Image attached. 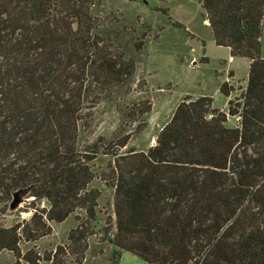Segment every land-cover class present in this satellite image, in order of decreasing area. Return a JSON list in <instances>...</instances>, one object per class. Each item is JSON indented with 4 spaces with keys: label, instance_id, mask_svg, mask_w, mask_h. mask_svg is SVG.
Here are the masks:
<instances>
[{
    "label": "trees",
    "instance_id": "trees-1",
    "mask_svg": "<svg viewBox=\"0 0 264 264\" xmlns=\"http://www.w3.org/2000/svg\"><path fill=\"white\" fill-rule=\"evenodd\" d=\"M199 1L216 46L250 61L248 88L227 112L186 97L154 145L138 151L129 137L87 138L88 112L132 82L134 63L112 51L110 33L71 21L88 15L84 3L0 0V209L30 185L50 207L21 232L0 221V253L13 264H22L20 244L43 239L48 223L75 210L81 226L100 225L90 185L101 152L115 165L114 264L123 253L145 264H264V0ZM220 92L233 91L225 82ZM228 117L239 119L235 128Z\"/></svg>",
    "mask_w": 264,
    "mask_h": 264
},
{
    "label": "rangeland",
    "instance_id": "rangeland-1",
    "mask_svg": "<svg viewBox=\"0 0 264 264\" xmlns=\"http://www.w3.org/2000/svg\"><path fill=\"white\" fill-rule=\"evenodd\" d=\"M82 3L88 15L71 21L97 25L102 38L110 33L112 51L134 63L132 82L111 101L88 112L92 115L87 134L90 145L99 137H129V147L146 151L186 97L210 98L212 110L227 112L228 102L235 103L247 90L249 61H232L228 48L216 46L199 0H71L70 4L79 8ZM178 24L184 28L175 26ZM262 47L264 58V32ZM225 82L233 91L228 102L220 92ZM147 107L150 112L142 115ZM238 120L228 117L229 126L235 128ZM143 123L145 131L137 134ZM114 167L113 158L105 152L91 166L90 187L99 196L100 225L85 222L81 226V209L62 223H48L50 228L43 239L20 244L22 264H114L119 259L108 243L115 233L112 191L108 187ZM31 195L14 213H9L12 198L6 214L0 209V221L6 228L19 226L21 232L34 213L50 211L47 201ZM15 260L7 251L0 253V264H13ZM120 264L145 263L123 253Z\"/></svg>",
    "mask_w": 264,
    "mask_h": 264
},
{
    "label": "water",
    "instance_id": "water-1",
    "mask_svg": "<svg viewBox=\"0 0 264 264\" xmlns=\"http://www.w3.org/2000/svg\"><path fill=\"white\" fill-rule=\"evenodd\" d=\"M36 185H30L28 187L19 188L12 194V201L9 205V213L16 212L25 203L27 197L32 193L33 188Z\"/></svg>",
    "mask_w": 264,
    "mask_h": 264
},
{
    "label": "crops",
    "instance_id": "crops-1",
    "mask_svg": "<svg viewBox=\"0 0 264 264\" xmlns=\"http://www.w3.org/2000/svg\"><path fill=\"white\" fill-rule=\"evenodd\" d=\"M206 22V27L207 28H209V30H210V25H209V22L208 21H205ZM211 34H212V32H211ZM212 36V35H211ZM230 50V49H229ZM231 60L232 61H235L232 57H231ZM248 61V60H247ZM249 63H250V61H249ZM250 67H251V63H250ZM227 102H228V99H227Z\"/></svg>",
    "mask_w": 264,
    "mask_h": 264
}]
</instances>
